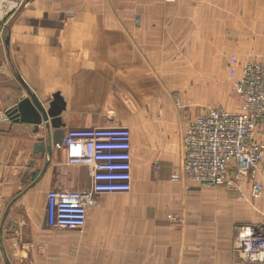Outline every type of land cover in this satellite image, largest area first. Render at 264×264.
I'll return each mask as SVG.
<instances>
[{
    "label": "crops",
    "instance_id": "obj_1",
    "mask_svg": "<svg viewBox=\"0 0 264 264\" xmlns=\"http://www.w3.org/2000/svg\"><path fill=\"white\" fill-rule=\"evenodd\" d=\"M56 4L27 0V7L12 15L4 36L9 42H0V264H237L234 226L259 223L251 221L244 186L209 188L177 179L183 131L173 119L145 127L133 142L131 136L129 193L101 196L82 231L55 233L46 225L49 191L83 190L90 183L85 166L67 164L64 132L93 127L77 117L82 110L69 97L80 88L82 93L83 42H51L52 23L62 21L52 8ZM237 7L232 23L241 32L237 42H244V23L264 18L255 20L248 17L252 10ZM247 38L264 42L255 34ZM22 39L33 42L17 41ZM17 76L45 109L54 93L61 95L63 127L46 129L42 123L36 132L34 125L8 117L27 98ZM40 144L42 151L34 148Z\"/></svg>",
    "mask_w": 264,
    "mask_h": 264
},
{
    "label": "rangeland",
    "instance_id": "obj_2",
    "mask_svg": "<svg viewBox=\"0 0 264 264\" xmlns=\"http://www.w3.org/2000/svg\"><path fill=\"white\" fill-rule=\"evenodd\" d=\"M237 6L252 10L248 17L264 18L260 0H57L52 8L62 21L52 23L51 42L84 46V76L78 79L82 93L79 84V92L69 96L82 110L77 117L93 127L126 126L132 142L145 127L151 130L164 119H173L183 131L184 147V132L196 116L218 108L240 113L233 85L246 63L264 61V42L247 38L254 34L264 38V22L244 23V42H237L241 32L232 23L241 10ZM25 7L27 0H0V42H5L12 17ZM258 165L254 172H243L238 184L244 186L251 221L260 224L264 223V153ZM254 182L263 187L256 199L250 189Z\"/></svg>",
    "mask_w": 264,
    "mask_h": 264
},
{
    "label": "built area",
    "instance_id": "obj_3",
    "mask_svg": "<svg viewBox=\"0 0 264 264\" xmlns=\"http://www.w3.org/2000/svg\"><path fill=\"white\" fill-rule=\"evenodd\" d=\"M232 94L240 113L210 109L189 122L177 179L231 188L243 172H254L259 166L264 153V61L242 67ZM62 147L68 165L88 169L90 183L83 190L49 191L45 221L51 229L81 231L101 196L131 191V134L124 126L68 128ZM262 188L254 182L252 197H260ZM233 253L237 264H264V223L235 226Z\"/></svg>",
    "mask_w": 264,
    "mask_h": 264
},
{
    "label": "water",
    "instance_id": "obj_4",
    "mask_svg": "<svg viewBox=\"0 0 264 264\" xmlns=\"http://www.w3.org/2000/svg\"><path fill=\"white\" fill-rule=\"evenodd\" d=\"M7 42H9L8 36L5 38L4 44H7ZM17 79L24 88L27 98L21 100L13 108H11L7 112L8 117L15 122L34 125L36 132L42 123H45L46 129H49L50 127L59 129L60 127H63L59 116L65 110V102L61 95L58 92L54 93L51 96L48 108L45 109L36 95L28 89L23 80L19 76H17ZM34 148H36V150L40 149V151L43 150V146L41 144L35 145ZM13 228L15 232L18 231L17 227Z\"/></svg>",
    "mask_w": 264,
    "mask_h": 264
},
{
    "label": "bare ground",
    "instance_id": "obj_5",
    "mask_svg": "<svg viewBox=\"0 0 264 264\" xmlns=\"http://www.w3.org/2000/svg\"><path fill=\"white\" fill-rule=\"evenodd\" d=\"M203 50H204V48H203ZM208 58H209V57H208ZM203 62H204V61H203ZM187 128H188V126H187ZM187 128H186V130H187ZM186 130H185V132H184V135H185V133H186ZM183 138H184V136H183ZM183 157H184V156H183ZM181 164H182V163H181ZM180 166H181V165H180ZM179 168H180V167H179ZM178 172H179V170H178ZM195 183H196V182H195ZM251 225H256V224H247V225H244V226H251ZM84 228H85V227H84ZM84 228H83V229H84ZM83 229H82V230H83ZM82 230H81V231H82Z\"/></svg>",
    "mask_w": 264,
    "mask_h": 264
}]
</instances>
